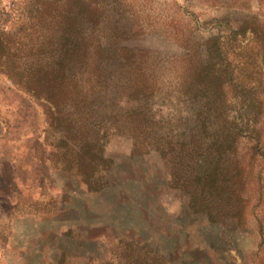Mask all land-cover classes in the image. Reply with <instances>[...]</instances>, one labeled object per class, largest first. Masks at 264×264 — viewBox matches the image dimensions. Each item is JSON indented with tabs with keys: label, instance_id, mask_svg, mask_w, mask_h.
I'll return each instance as SVG.
<instances>
[{
	"label": "rangeland",
	"instance_id": "rangeland-1",
	"mask_svg": "<svg viewBox=\"0 0 264 264\" xmlns=\"http://www.w3.org/2000/svg\"><path fill=\"white\" fill-rule=\"evenodd\" d=\"M68 6L0 0V264H264V0H98V24L85 33L106 47L101 68L113 80L79 116L100 125L107 185L97 192L74 157L53 155L58 133L43 102L4 73L80 69L78 48L69 64L58 62L64 42L84 33L79 2ZM132 54L138 61L126 63ZM185 54L195 77L205 66L209 85L223 87L228 125L244 129L235 144L218 148L210 132L202 136L196 97L128 91L145 87L140 71L165 72L177 91L174 56ZM138 106L159 125L151 138L190 139L192 155L175 166L157 148L135 147L115 119Z\"/></svg>",
	"mask_w": 264,
	"mask_h": 264
},
{
	"label": "trees",
	"instance_id": "trees-1",
	"mask_svg": "<svg viewBox=\"0 0 264 264\" xmlns=\"http://www.w3.org/2000/svg\"><path fill=\"white\" fill-rule=\"evenodd\" d=\"M66 1L69 3L68 9L72 7L74 1L79 2L78 14L84 20L82 22V32L84 33L79 36L76 44L71 39L65 41V45L60 44V46H63L58 62L63 67L65 64H69L78 48L76 57L81 62L80 69L73 71L72 69L56 68L55 65H36V67L24 69L8 67L4 69V73L26 92L43 102L47 112L49 128L58 133V140L54 144L56 152L53 155L74 157V170L83 177V183L89 191L97 192L107 185V181L103 176L104 171L107 169L104 161H107V159L104 157V143L101 141L99 134L100 125L96 127L97 125L93 122L80 121L79 116L83 118L89 113L90 109L98 106L99 101L101 102L104 94L110 89L113 79L110 80V84L107 83L105 78L107 75L104 74L101 63L109 61L111 57L99 39L85 33L89 29L93 30L95 25L98 24L96 17L99 10L97 7L98 0ZM3 34H5V31L0 29V46L5 40ZM7 46L8 55H10L13 49L10 40L7 41ZM58 46L56 50L59 48ZM218 50L219 46L216 49L217 53ZM130 52L133 53V51ZM187 55H183L180 59L178 56H174L175 61L180 66L174 74L177 91L168 89L172 84L166 85L171 79H168L169 77L165 72L164 75L158 73V76H153V74L148 75V71H140V75L147 79L145 87H128V91L131 94H141L144 99H149L158 89L163 90L166 97L171 96L174 92H176V96L185 100L196 97L201 103V108L198 109V124L202 136L210 132L213 136L211 146L218 148L235 144L238 135H241L239 132L242 133L244 129L243 126L231 128L228 125L229 120L226 115L228 104L221 100L223 87L221 84L218 86L209 85L207 78L211 71L207 70L205 66L198 67L196 78ZM124 58L126 63L131 61L132 58H134L133 62L138 61L137 55L134 54L124 56ZM121 65L123 67L127 66L123 63ZM219 72L220 70L212 71L216 79L222 76ZM66 109H70V111L67 112ZM146 112L140 106L124 109L120 117L115 119V124L119 130H125V133L133 140L135 147H140L146 152L151 148H157L161 155L175 166L185 157L192 155V148L195 145L192 146L193 141L190 139L180 140V138L167 137L169 139H166L165 143H161V141L155 140L154 137L151 138L150 134L153 133L154 127L156 129V126L159 127V125L156 124L155 119L154 121L151 117L149 118ZM70 114L75 117H69ZM251 122L255 124V119H252ZM251 122L245 124L246 134L252 133L255 129L254 124H251ZM200 143L202 145L203 141H200ZM209 146L210 144L204 150V147L201 146L202 155L208 150ZM173 175L178 178L176 173H173Z\"/></svg>",
	"mask_w": 264,
	"mask_h": 264
}]
</instances>
